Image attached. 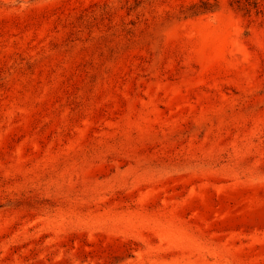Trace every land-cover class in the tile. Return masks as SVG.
<instances>
[{"label":"rangeland","instance_id":"obj_1","mask_svg":"<svg viewBox=\"0 0 264 264\" xmlns=\"http://www.w3.org/2000/svg\"><path fill=\"white\" fill-rule=\"evenodd\" d=\"M0 264H264V0H0Z\"/></svg>","mask_w":264,"mask_h":264}]
</instances>
